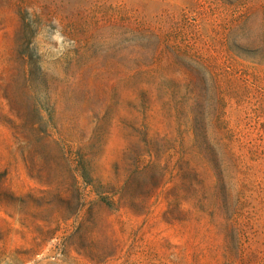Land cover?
I'll return each mask as SVG.
<instances>
[{"label":"rangeland","instance_id":"rangeland-1","mask_svg":"<svg viewBox=\"0 0 264 264\" xmlns=\"http://www.w3.org/2000/svg\"><path fill=\"white\" fill-rule=\"evenodd\" d=\"M0 264H264V0H0Z\"/></svg>","mask_w":264,"mask_h":264}]
</instances>
